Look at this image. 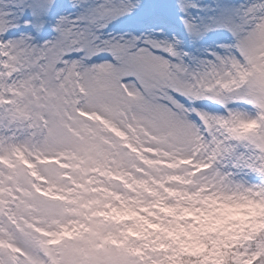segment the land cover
<instances>
[{
    "label": "snow or ice",
    "instance_id": "6c2138e0",
    "mask_svg": "<svg viewBox=\"0 0 264 264\" xmlns=\"http://www.w3.org/2000/svg\"><path fill=\"white\" fill-rule=\"evenodd\" d=\"M0 264H264V0H0Z\"/></svg>",
    "mask_w": 264,
    "mask_h": 264
}]
</instances>
